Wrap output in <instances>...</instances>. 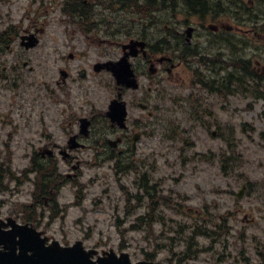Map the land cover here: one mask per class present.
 I'll return each mask as SVG.
<instances>
[{
	"label": "rangeland",
	"instance_id": "rangeland-1",
	"mask_svg": "<svg viewBox=\"0 0 264 264\" xmlns=\"http://www.w3.org/2000/svg\"><path fill=\"white\" fill-rule=\"evenodd\" d=\"M257 1L261 17H264V0ZM10 5L8 9L12 12V18L17 19L22 13V8H19L21 1H11ZM51 16L38 46L25 49L15 39L9 42L5 50L4 57L8 61L5 73L9 77L8 81L2 79L4 84L0 87V166L1 170L8 167L9 174L3 172L0 176L4 187L0 188V218L34 220L38 228L62 244L83 239L87 248L99 251L113 248L116 252H129L132 261L143 259L145 251L153 249V240L146 237L144 227L131 230L128 227L145 212V202L141 201L140 206L123 215L124 195L120 184L125 190L134 191V174L116 172L114 162L109 161L106 155L104 161H94L93 149L89 147L98 143L97 137L89 142L88 148L77 153L75 151L82 160L76 175L65 176L71 169L62 163L54 167L44 166L45 171L46 168L51 169L54 184L50 187L48 182L45 183V191L50 193L38 195V191L35 194L32 191L37 182V173L32 171L31 156L33 149L37 151L38 142H61L65 129L75 130L78 127V122L73 118L75 114H80V110L85 113L87 106L95 109V112L102 111L113 94L111 81L97 72L89 74L79 84L69 85L65 93L56 90L55 96L59 100L48 92L45 83L49 87L54 81L59 66V62H53L54 49H65L71 40L80 45L83 40L73 38L74 33H81L77 26L61 21L55 11ZM263 22L249 20L247 24L239 23L245 29L257 30V36L248 33L252 50L247 48L246 51L252 53L251 60L262 69L264 26L260 30L255 27ZM192 24L199 23L192 21ZM230 24L235 22L224 21V25ZM104 25L90 33L106 34L99 38L92 35L84 38L89 46L84 55L87 60L80 58L70 64H84L89 70L91 63L102 59L96 56L98 46L112 58L115 42L127 41L134 29L133 23L130 25L120 21L118 29L124 30L125 26L130 25L128 28L132 31L127 35L117 32L118 36H114V26L109 28L108 24ZM160 26L157 24L156 28ZM197 29L203 30L200 26ZM9 37L12 40L15 36L10 33ZM98 40L105 41L97 44ZM24 60L26 65L22 64ZM15 61L20 64L13 69ZM97 82L103 84L99 86ZM174 83H164L166 90L163 99L152 101L151 132L142 136L135 152L137 163L133 164L137 169L147 170L154 180H160L156 187L163 193H170L173 202H161L155 208L157 211L162 209L165 223L153 224L162 247L157 249L159 252L155 261L157 264H171L167 258L171 255L168 250L178 252L182 245L171 244L167 237L176 229L178 235L184 230L183 236H188L193 231L190 226L197 225L213 235L209 238L197 237L196 243L206 247V251L183 264H254L264 252V246L258 252L264 241L263 101L252 97L255 84L247 85L248 95L234 94L226 101L214 97L207 108H200L202 117L189 119L188 114L181 112L180 98L177 96L179 93L186 95L187 90ZM63 108H66L64 112L61 110ZM68 116L72 119V125L68 124ZM95 119L99 123L100 115ZM62 122L64 124L61 126ZM201 122L207 128L201 126ZM232 125L235 131L231 130ZM213 130L216 131L214 135L211 133ZM5 140L9 142V148L2 147ZM223 140L231 147L229 152L226 151V155L232 159L225 164L227 176L221 173L218 158L220 147H225ZM232 149L236 152L231 153ZM248 182L252 183V188H245L236 196L241 185ZM216 187L220 189L219 193L214 192ZM226 215V224L217 220V216L223 218ZM118 216L122 218L119 227L116 224ZM119 228L124 229L123 234H120Z\"/></svg>",
	"mask_w": 264,
	"mask_h": 264
},
{
	"label": "flooded vegetation",
	"instance_id": "flooded-vegetation-1",
	"mask_svg": "<svg viewBox=\"0 0 264 264\" xmlns=\"http://www.w3.org/2000/svg\"><path fill=\"white\" fill-rule=\"evenodd\" d=\"M11 1L17 0H0V87L4 84L2 79L6 78L8 81L9 77L5 73L8 61L4 57L5 50L9 47V34L14 33L19 44H23L34 33L37 36L36 45L39 44L41 34L46 31V23L52 19L53 11L59 14L61 21L77 26L81 33H74L73 38L83 40L81 39L80 45L71 40L65 49H54L53 62H59V66L54 81L49 87L45 83L48 92L56 98V90L65 93L69 85L81 83L94 72L111 81L113 94L102 111L95 112V109L87 106L85 113L80 110V114L73 116L78 127L75 130L65 129L64 140L57 143L50 140L38 142L37 151L33 149L32 156L36 164L42 161L53 165L62 163L71 169V172H66L67 177L76 175L82 164L75 151L77 153L79 149L88 148L89 142L95 137L98 143L89 147L93 149L95 161H104L106 155L114 164L135 165V152L139 142L144 134L151 132L152 101L163 99L166 90L164 83L176 82L175 85L179 84L183 87L182 90H187L186 95H177L180 98L181 112L192 108L190 97L193 94L198 106L195 112H200L201 107L207 108L214 97L224 101L227 97L231 98L227 87L230 85L227 74L232 64L228 62L230 54L243 53L245 50L246 42L240 33L258 32L246 31L240 25H224V21L240 24H247L246 21L249 20L264 21L258 2L256 6L257 0H19L22 13L17 19L12 18V12L8 9ZM120 21L133 22L134 29L127 41L115 42V54L112 58L108 57L105 49L98 46L96 56L102 59L91 63L89 70L84 64H70L80 58L87 60L84 55L89 46L85 44L84 38L91 35L99 38L106 34L90 33L99 26H105V23L109 28L114 26V36H118L117 32L128 33L118 29ZM169 21L174 23L170 25ZM192 21L199 24H192ZM158 23L161 26L156 28ZM197 26L203 30H198ZM262 26L263 23L258 29ZM170 31L173 33H169ZM130 40L142 44H125ZM102 41L105 40H98L97 44ZM107 59L115 61L117 65L114 76L102 68L97 70ZM14 64L13 69L19 62L15 61ZM22 64L25 65V61ZM113 98H116L115 105L120 109L124 106L126 112L123 116L120 113L115 116L106 115ZM55 100H59L58 97ZM61 110L64 112L66 108ZM98 114L101 117L99 123L95 119ZM71 117L67 118L69 125H72ZM63 124L64 122L60 123L61 126ZM73 144L77 146L73 147ZM6 221L7 218H0V225L3 226ZM27 221L33 223L32 220Z\"/></svg>",
	"mask_w": 264,
	"mask_h": 264
},
{
	"label": "water",
	"instance_id": "water-1",
	"mask_svg": "<svg viewBox=\"0 0 264 264\" xmlns=\"http://www.w3.org/2000/svg\"><path fill=\"white\" fill-rule=\"evenodd\" d=\"M110 68L115 74L116 70ZM110 107V115H123L115 104ZM41 233L26 224H12L11 230L1 232L0 242L4 243V249L0 250V264H153L145 260L132 263L127 252L117 255L112 249L93 260L91 257L96 254V250H86L82 241L67 246L57 240L46 244L48 239L42 237Z\"/></svg>",
	"mask_w": 264,
	"mask_h": 264
},
{
	"label": "trees",
	"instance_id": "trees-1",
	"mask_svg": "<svg viewBox=\"0 0 264 264\" xmlns=\"http://www.w3.org/2000/svg\"><path fill=\"white\" fill-rule=\"evenodd\" d=\"M241 67L243 68V71L245 72V74L247 75V77L249 79L254 78V74H255V70L252 68L251 66V61H247L246 63H241ZM255 98H263L264 99V83L261 84H256L254 86V91H252ZM228 157H225V155H221V159L220 162L222 163V165L224 166L226 162H229ZM232 161V159H231ZM8 168V167H7ZM7 168H3V170H1V166H0V176L1 174L4 172L7 174H9V170ZM44 169V168H43ZM42 169V170H43ZM139 188L140 190H142V196L143 199L147 198V208L146 211L140 215H138L135 219L134 222H132L128 228L131 229H139L141 227H144V231L146 232V237L151 238L153 240L154 246L152 247V251H145V256L147 258H154L155 254H156V249H158L160 247V241H159V234H156L155 232V228H154V223L155 222H159L160 225L165 224L162 217H161V211H158L155 209L156 208V203H158L159 201L161 202H172V200L170 199L168 194H162V193H157V189L155 188L154 185H149L147 180H143L141 182H139ZM142 196L139 195L138 193H135L133 198H136L137 202H141L142 201ZM146 197V198H145ZM132 201V198L129 197L128 195H126V204H124L125 206V210H126V214L128 212H130V210L137 208V205H130L129 203ZM225 218H220L219 216H217V220H220V222L222 224L225 223ZM121 221L122 218L117 219V226L119 227L121 225ZM193 228V231L190 235L188 236H183L184 230H182L180 233V235H178V229H176V231L173 232V236H169V239L172 241V244L175 243V241H180L182 240L184 237H186L187 242L185 243L186 247H190L191 244L193 243L192 240L198 235V234H205L206 236H212L213 234L210 233L209 231H207V229H204L200 226H191ZM220 226H218V228H220ZM164 230V227H163ZM119 232L120 234L124 233V229L123 228H119ZM216 237L218 235H215ZM184 254L188 253V250H184L183 251ZM182 259V258H181ZM179 259V260H181ZM262 262L261 264H264V252L262 253V258H261Z\"/></svg>",
	"mask_w": 264,
	"mask_h": 264
}]
</instances>
